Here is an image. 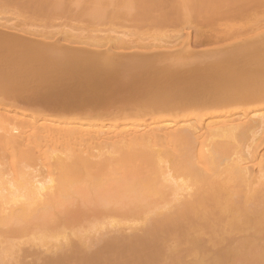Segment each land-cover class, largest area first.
<instances>
[{"label":"bare ground","instance_id":"1","mask_svg":"<svg viewBox=\"0 0 264 264\" xmlns=\"http://www.w3.org/2000/svg\"><path fill=\"white\" fill-rule=\"evenodd\" d=\"M263 2L0 0V264H264ZM194 12L198 39L225 21L203 66L181 39ZM107 184L120 214L113 192L105 219L66 205Z\"/></svg>","mask_w":264,"mask_h":264},{"label":"rangeland","instance_id":"2","mask_svg":"<svg viewBox=\"0 0 264 264\" xmlns=\"http://www.w3.org/2000/svg\"><path fill=\"white\" fill-rule=\"evenodd\" d=\"M250 1H251V0H250ZM252 1L255 2L256 0H252ZM259 1L261 2V0H259ZM248 3H249V2H248ZM252 3H253V2H251V4H252ZM257 3H258V2H257ZM263 3H264V2H263ZM258 4H259V3H258ZM260 4H262V3H260ZM262 5H264V4H262ZM255 6H256V5H255ZM258 6H260V5H258ZM258 6H257V8H256V12L258 11L257 14H259V11H260V10H261V12H263L262 10L264 9V8H262V7L260 6L262 9H259V10H258ZM253 7H254V4H253ZM260 7H259V8H260ZM254 8H255V7H254ZM109 10H112V7H110ZM261 12H260V13H261ZM203 14H204V13H202V14H200V13L197 14V13H196V14H195V12H194V13L192 14V17H193L194 19L190 17V19H189L188 22H187L188 24L185 23V25L181 26L183 30L180 32V33H182V37H181V35H180L181 39H182V40L185 39L184 41H188V42H189V43L186 42L185 44H186V45L188 44L190 47H192V48L189 47V49H190V50L193 49V50H192L193 54H194V55H198V54H199V56H197V57L194 56V58L196 57V58H195L196 60H197V58L199 57L198 60H197V62H199V59H200V58H201V59L203 58V59H205V60H203V59H202V60H203V61H206V58H208V57H210L212 54H214V52L212 53V51L214 50V48H213L212 51H211V50H209V49H211V48H209V47H207V46H212V45H214V47H215V46H217V43L220 42V41H215L212 37H209L208 35H213V34H214V31H213V30H214V29H217V27L219 28V26L216 25V24L221 25V23L225 22V21L221 22L222 20H220V23H219L218 21H219V19H221V18H220V16L217 17V19L215 20V22H218V23H214V25H216V28L214 27V25H212L211 30H212L213 32H212V31H209V34L207 35V38H209V39L212 38V41H211V39H210V41H209V40L207 41L206 36H205V37H202V35H204V32H205V31L207 32L208 30H210V29H209L210 22H209V19L207 20L206 17H202L201 19L198 17L199 15H200V17H201ZM207 14H208V13H207ZM193 15H194V16H193ZM205 15H206V13H205ZM205 15H203V16H205ZM206 16H207V15H206ZM208 16H209V15H208ZM208 16H207V17H208ZM262 16H263V13H262ZM195 17H196V18H195ZM197 17L200 19V22H199V20H198ZM209 17H210V16H209ZM226 17H227V19H229V18H230V15H229V16L226 15ZM259 17H260V16H259ZM204 18H205L206 20H205ZM211 18H212V17H211ZM192 19H193V20H192ZM196 19H197V21H198L199 23H197ZM224 19H225V18H224ZM224 19H223V20H224ZM227 19H226V21H227ZM202 20H204V21H202ZM64 21H65L64 19L57 20V23H62V22H64ZM67 21H68V20H67ZM132 21H133V20H132ZM132 21H131V20H125L124 22H121V23H119L117 26H115V28H116L117 30H121V31H125V32L128 31L127 33H131V32L134 31L135 29H136V31H137L138 28L140 29V27H141L142 25L137 24V22L135 23V21L132 23ZM192 21H195V22H196V25H194V23H193ZM201 21L204 22V23H201ZM205 21H207V23H206ZM210 21H211V20H210ZM190 22H192V23H190ZM73 23H75V24H77V25H78V24L81 25V23H80V22H77V21H75V22H73ZM134 23H135L136 25H135ZM197 24H199L198 27L200 26L199 29H198V27H197ZM200 24H201V25H200ZM204 24H205V25H204ZM211 24H213L212 21H211ZM82 25H83V24H82ZM138 25H140V26L138 27ZM143 25H145V24H143ZM202 25H203V26H202ZM135 26L138 27V28H136ZM148 26L150 27L149 24L145 25V27H146L147 29L145 30V28H144L143 31H140V30H142V29H140V30L138 29L139 33H140V32L144 33V31H145V34H146V36H147V32H149V31L151 30V29H149ZM185 26H186V27H185ZM181 27H180V26H176V27H175V26H167V27L164 28V31H162V33H163V32H164V33L168 32V34L170 33L169 35H173V34L177 33L178 30H179ZM184 27H185V29H184ZM196 27H197V29H195ZM202 27H207V29H206V28H202ZM213 27H214V29H213ZM100 28H108V26H100ZM141 28H143V27H141ZM200 28H201V30H200ZM202 29H203V33H202ZM129 31H131V32H129ZM136 31H134V32H136ZM146 31H147V32H146ZM197 31L200 32V33L202 34V35H201V39L195 38V37H197V35H199L198 37L200 38V34H199ZM134 32H132V33H134ZM206 32H205V33H206ZM210 32H211V34H210ZM148 34H149V33H148ZM206 34H207V33H206ZM206 34H205V35H206ZM64 36H65V35H64ZM146 36H145V37H146ZM149 36H150V35H149ZM168 37H169V38H168ZM168 37L166 36V37H163V38H165L166 40L168 39V40H170V41H171V40H174V38H173V39H170V38H172V37H170V36H168ZM129 38H130V37H129ZM205 38H206V39H205ZM62 39H63V35H59V40L61 41V43H59L60 41H59L58 43H59V44H63V45H65V44H66L65 41H64L65 38H64V40H62ZM179 39H180V38H179ZM166 40H165V41H166ZM182 40H180V43H179V40L177 41L178 44L176 43L179 47H181L182 44L184 45V42L182 43ZM203 40H204V41H203ZM162 41H163V43H165V44H167V43L169 42V41H168V42L166 43V42L164 41V39H163ZM202 41H203V42H202ZM213 41H214V42H213ZM171 42H172L171 45L174 44L173 46H175V43H173V41H171ZM171 42H170V43H171ZM170 43H169V44H170ZM181 43H182V44H181ZM201 43H202V44H201ZM206 43H207V44H206ZM180 44H181V45H180ZM203 44H204V45H203ZM215 44H216V45H215ZM66 45H67V44H66ZM171 45H169V46H171ZM186 45H185V46H186ZM188 45H187V46H188ZM187 46H186V49L188 48ZM201 46H202V47L204 46V48L201 49ZM205 46H206V47H205ZM179 47H176V48L179 49ZM181 48H185V47L183 46V47H181ZM181 48H180V49H181ZM206 48H208V50H207ZM203 49H204V50H207V51H202ZM195 50H196V51H195ZM115 51H116V50H115ZM147 51H148V50H147ZM154 51H155V50H154ZM154 51H152V52H154ZM116 52H117V51H116ZM136 52H137V51H135L134 53H132V52H127V54H128V53H131V54H133V55H136V54H135ZM152 52H151L150 50L148 51V53L145 51V53L148 54V55H146V56H145L144 52H143V53L141 52V53L144 54V55H142L141 53L138 52L139 54L137 53V54H138L137 56H140V57H141V56H144V57H147V56L149 57V56H151V57H152V55L156 54L158 51H156V53H152ZM159 52H160V51H159ZM195 52H196V54H195ZM199 52H200V53H199ZM203 52H204V53H207V54H208V52H209V53L211 52V53L208 54V57H207V55H204ZM117 53H118V52H117ZM119 53H120V52H119ZM125 53H126V52H124L123 54L126 55ZM150 53H151V54H150ZM197 53H198V54H197ZM140 54H141V55H140ZM200 54L202 55V57H200V56H201ZM129 55H130V54H128V56H129ZM133 55H131V56H133ZM203 55H204V56H203ZM209 55H210V56H209ZM236 57H237V55H236ZM236 57H235V58H236ZM195 59H194V60H195ZM201 59H200V60H201ZM207 61H208V59H207ZM207 61L205 62V64H204V62H203V63H202V66H203V65H206ZM201 62H202V61H201ZM201 62H199L200 64H198V65H201ZM17 101L19 102L20 100H17ZM17 101H16L15 104H18ZM21 101H22V99H21ZM23 101H24V103L20 102L19 105L22 106V104H23V105L25 106V105H26L25 102H27V106L30 107V105H29L30 102H34L35 104H36V102H37V100H35V101L32 100V101H31V100H29V99H24ZM34 103H33V104L30 103V104L34 105ZM37 104H38V105H37ZM37 104H36L37 107H36L35 105H34V106H31V107H33V108H34V107H35V108H39V107L42 106V108L44 109L45 106H46V107H47V106H48V107H51V106H52V105H51L52 103H51V104L44 103V104H45L44 107H43V105H42V102H41V104H40V102H37ZM47 104H48V105H47ZM54 104H55V103H54ZM117 104H118V103H117ZM39 105H40V106H39ZM49 105H51V106H49ZM88 105H89V104H88ZM118 105H120V103H119ZM46 107H45V110H46ZM52 107H53V106H52ZM49 109H50V108H49ZM46 111H48V110H46ZM261 150H262V151H261V154L264 153V147H263ZM117 174H120V173H117ZM117 174H116V175H117ZM121 175H122V174H121ZM107 176H110V175H107ZM111 176H112V175H111ZM114 176H115V175H114ZM119 176H120V175H119ZM122 176H123V175H122ZM112 178H113V176H112ZM119 178H121V177H119ZM122 178H123V180H125L124 176H123ZM89 179H90V178H88V180H87V177H86V180H87V183H88V184H89L88 181H90ZM102 179H103V178H102ZM102 179H101V180H102ZM108 179H110V178H108ZM108 179H107V180H108ZM114 179H115V178H113V180L110 179V180L114 181V182H111L110 184H113V183L115 184V183H116L115 180H117V178H116L115 180H114ZM105 180H106V179H105ZM120 180H121V179H120ZM125 181H126V180H125ZM109 182H110V181H109ZM120 182H121V181H120ZM90 183H91V182H90ZM104 183H106V182H104ZM107 183H108V182H107ZM118 183H119V182H117L116 184L119 185ZM122 183L125 184V182H122ZM122 183H121L120 185H122ZM84 184H86V183L84 182ZM100 184H102V183H100ZM124 184H123V185H124ZM123 185H122V186H123ZM78 186H79V185H78ZM88 186H89V185H88ZM90 186H91V185H90ZM100 186H101V185H99V187H98L97 189H99ZM103 186H105V187H103ZM103 186H102V187L105 188V189H102V187H101L98 191L96 190V187H93V188H94V191L97 193V194L95 195V197L92 195V196H93V200H92V197L87 199V197H88L87 195H89V194H88L89 192H87L88 189L86 190V192H84L85 190L83 189L84 191H83V193H82L81 190H80V188L78 187V188H79L78 190H80V192H81V197L84 199V201H83V200L81 201L82 198H81L80 196H78V194L80 195V193L77 194V196H78L79 198L76 197V198H78L80 201H77L78 199L75 198V195L72 196L71 199H70V197H68V198L70 199L71 203H70L69 201H67L68 203H67L66 205H67V206L73 211V212H72L73 214H74V212H75V214H77L76 216L73 215L72 217H74V216H75V217H77V216L80 217L82 214H85L86 212H88V213L85 214V215H90L89 218L91 219V215H92V214L94 215L97 211L99 212V211H101V210L103 211V212H102L103 214H104L105 212H108V213L111 214V210H108V207H109V204H108V203H106V205H108V207L106 206L107 208H104V207H105V203L102 202V201H103V198H102V196H103V192H104V193H109V194H110L111 192H113V193L110 194V195H108V194H104V195H105V198H106V195H107V196H110L109 198H106V201H110L111 198H113V200H111V201H114V202H117V203H118L119 201H122V203L119 202V203L117 204V205L119 206V204L121 203V207H122V204H123L125 201L128 200V197H127V196H122L123 193L120 194V192H117V191H116V190H118V191H120V190H119V188L116 189L114 185H113V186H114L113 188H114L115 190H114V189H111V190H110V187H109L108 184H107L108 187H107L106 185H103ZM111 186H112V185H111ZM122 186H120V189H121ZM80 187L83 188V186H80ZM84 187H85V185H84ZM117 187H118V186H117ZM74 188H75V187H74ZM111 188H112V187H111ZM89 189L92 190V192H94L92 188L89 187ZM106 189H107V190H106ZM78 190L76 189L75 192H76V193L79 192ZM101 190H102V192H101ZM113 190L116 191V193L120 194L121 196H120V197H117V196H119V195L115 194L114 197H111L112 195H114V191H113ZM122 190H123V189H122ZM122 190H121V192H122ZM95 192H94V193H95ZM98 192H99V193H102V196H101V197L98 196V195H99ZM76 193H75V194H76ZM84 193H87V194H84ZM90 193H91V191H90ZM82 194H83L84 196L86 195V197H84ZM91 194H92V193H91ZM100 195H101V194H100ZM90 196H91V195H90ZM96 196L102 198V199H101L102 201L99 202L98 200H99L100 198L97 199L98 197H96ZM103 197H104V196H103ZM131 197H132V196H131ZM94 198H96V199H94ZM86 199H87V200L91 199V200L87 202ZM109 199H110V200H109ZM95 200L98 201V202L96 201L97 205H95V204H96V203L94 202ZM104 200H105V199H104ZM129 200H130V199H129ZM129 200H128V202H129ZM73 201H74V202H73ZM92 201H93V202H92ZM106 201H104V202H106ZM123 201H124V202H123ZM131 201H133V200H131ZM63 202L66 203L65 200H63ZM63 202H62V204H64ZM72 202H73V203H72ZM90 202H91V203H90ZM114 202H112V203H114ZM69 203H70V204H69ZM94 203H95V204H94ZM100 203H103V204H101L102 206L99 205ZM126 203H127V202H126ZM132 203H133V202H132ZM68 204H69V205H68ZM114 204H115V203H114ZM128 204H129V206H130V203H128ZM135 204H137V203H135ZM135 204H133V206H135ZM98 205H99V206H98ZM59 206H60V205H59ZM118 206H116V207H118ZM133 206H131V207H132L131 209H133ZM60 207H62V206H60ZM63 207H64V206H63ZM63 207H62V208H63ZM68 207H67V208H68ZM111 207L113 208V205L110 204V207H109V208H111ZM114 207H115V206H114ZM123 207H124V205H123ZM55 208H59V207H55ZM55 208H53V210H54ZM64 208H65V207H64ZM67 208H66V209H67ZM101 208H102V209H101ZM112 208H111V209H112ZM119 208H120V206L117 208V210H118ZM129 208H130V207L127 208V206H125V208H124V209H125V210H124L125 213H127L126 211H127ZM138 208H139V207H138ZM138 208H137V209H138ZM59 209H60V208H59ZM59 209H58V210H54L55 212H54V211H51V210H49L50 212L48 211V212L50 213L49 222H50V220H52V221L54 220V219H52V218H53V217L51 216L52 214H55V213H57V212H58V213L61 212V211H59ZM70 209H68V210H70ZM77 209H78V211H76ZM81 209H82V210H81ZM114 209H116V208H114ZM114 209H112V210H113L112 213L115 212ZM122 209H123V208H122ZM122 209L120 208V210H122ZM126 209H127V210H126ZM134 209H136V208H134ZM60 210H62V209H60ZM106 210H107V211H106ZM120 210H118L119 212L116 211L117 214H120ZM56 211H57V212H56ZM64 211L66 212L67 210H64V209H63L62 212H64ZM79 211H80V215H78ZM109 211H110V212H109ZM128 211H130V210H128ZM51 212H53V213H51ZM65 212L62 213V215L64 214V215H63V216H64L63 219H66L65 217H67V215H69V214H68V211H67V214H66ZM77 212H78V213H77ZM81 212H82V214H81ZM121 212H123V210H122ZM58 213H57V214H58ZM70 213H71V212H70ZM72 213H71V214H72ZM46 214H47V212H46L44 215H46ZM98 214H99V213H98ZM98 214H97V215H98ZM44 215H43V216H44ZM97 215H96V217H97ZM108 215H109V214H108ZM56 216H57V219L59 220V216H58V215H55L54 217H56ZM63 216H62V217H63ZM69 216H70V215H69ZM83 216H84V215H83ZM83 216H82V217H83ZM100 216H101V215H100ZM46 217H49V215H47ZM46 217H43V218H41V219H39V220H38V219H37V220H33L34 222H32V223H35V221H39V222L45 223V222H47V221H45V219H44V218H46ZM51 217H52V218H51ZM70 217H71V216H70ZM72 217H71V218H72ZM79 217L77 218V220L79 219L77 222H76V220H75L76 218H75L74 220H73V218H72L73 221H70L71 219L69 220V218H68V220L66 219L65 222H66V223H70V224H72V225L75 226V222H76L77 224H78V223L81 224V221H82V220H84L85 222H86V221H87V222L90 221V220H85V219H82V218H81V219H82V220H81ZM84 217H87V216H84ZM106 217H107L106 214H104V215H103V219H105ZM60 218H61V217H60ZM101 218H102V216H101ZM43 219H44V220H43ZM93 219H95V218L93 217ZM103 219H102V220H103ZM46 220H47V219H46ZM60 220H61V219H60ZM96 220H100V221H101V219H96ZM74 221H75V222H74ZM84 221H83V222H84ZM56 222H57V221H55V223H56ZM85 222H84V223H85ZM87 222H86V223H87ZM90 222H92V221H90ZM94 222H95V221H94ZM52 223H53V222H52ZM61 223H62V221H61ZM63 223H64V222H63ZM63 223H62V224H63ZM86 223H85V224H86ZM47 224H49V223H47ZM79 224H78V225H79ZM89 224H90V223H89ZM51 225H52V224H50V226H51ZM87 225H88V224H87ZM82 226H83V225H82ZM135 226H136V228L138 227L137 225H134L132 229H134ZM139 226H140V224H139ZM138 228H139V227H138ZM3 230H5V229H3ZM6 230H7V229H6ZM127 231H130V229L127 230ZM131 231H132V232H135V230H134V231L131 230ZM131 231H130V232H131ZM125 232H126V231H125ZM132 232H131V233L126 232V234H132ZM92 233L94 234L95 232H92ZM92 233H91V234H92ZM250 233L253 234V232H249V234H248V232H246V233H242V234H244L243 237H252V236H250V235H251ZM93 234H92V235H93ZM242 234H240V235H242ZM246 235H247V236H246ZM96 236H97V237H100V234H96ZM97 237H96V238H97ZM240 237H241V239H242V236H238L237 239H240ZM92 239H93V238H92ZM44 249H45V248H44ZM52 250H53V249H52ZM40 251H41V249H40ZM42 251H43V250H42ZM47 251H48V250H47ZM53 251H54V250H53ZM44 253H46V252H44ZM47 253H48V252H47ZM49 255H50V253H49ZM29 259H30V262H31L32 258H28L27 261H29ZM1 264H3V263H1Z\"/></svg>","mask_w":264,"mask_h":264}]
</instances>
